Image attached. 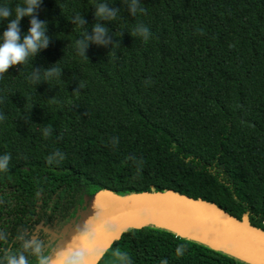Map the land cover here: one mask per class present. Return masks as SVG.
Listing matches in <instances>:
<instances>
[{
    "label": "trees",
    "instance_id": "obj_1",
    "mask_svg": "<svg viewBox=\"0 0 264 264\" xmlns=\"http://www.w3.org/2000/svg\"><path fill=\"white\" fill-rule=\"evenodd\" d=\"M22 3L0 0L11 18ZM98 3L120 9L102 22L117 43L89 44L85 58L74 44L91 33ZM140 3L131 16L125 0H42L48 48L0 75V156L11 155L0 171V264L19 250L36 264L21 248L32 238L53 259L107 192L186 196L264 233V0ZM77 14L86 26L70 22ZM138 24L147 43L132 36ZM54 64L60 78L30 81ZM57 150L65 159L49 164ZM173 231L128 228L97 264H120L117 250L133 264H250Z\"/></svg>",
    "mask_w": 264,
    "mask_h": 264
},
{
    "label": "water",
    "instance_id": "obj_2",
    "mask_svg": "<svg viewBox=\"0 0 264 264\" xmlns=\"http://www.w3.org/2000/svg\"><path fill=\"white\" fill-rule=\"evenodd\" d=\"M101 194L103 197L98 199V194L93 200L89 218L60 249H84L86 264H97L128 228H139L146 224L170 231H173L170 226L184 228L220 239L225 247L173 231L250 264H264V233L245 219L238 220L215 205L173 193L123 199L109 192Z\"/></svg>",
    "mask_w": 264,
    "mask_h": 264
},
{
    "label": "clouds",
    "instance_id": "obj_3",
    "mask_svg": "<svg viewBox=\"0 0 264 264\" xmlns=\"http://www.w3.org/2000/svg\"><path fill=\"white\" fill-rule=\"evenodd\" d=\"M125 2L129 15L131 16L145 11L140 6V0H125ZM41 4L42 0H23L22 4L16 5L14 18H11L13 16V10L10 7L0 6V21H8L6 30L0 35V41H2L0 42V75L7 73L10 68H14L17 65L21 66L26 64L30 59L34 60L41 51L48 48L51 38L46 34L48 30L47 21L40 20L37 15ZM94 8L95 12L93 15L96 23L92 25L91 33L89 34L86 29L83 37L76 40L74 44L78 54L85 58H87L86 50L89 44H95L98 47L105 48L110 46L112 50L117 43L110 34V29L102 22L110 23L114 21L120 9L106 3H98ZM24 17L30 18V26L28 32L22 35L20 22ZM70 22L80 27L86 26L85 18L79 14L75 15ZM150 35V29L143 24L136 25L132 30V36L141 37L145 43H147ZM62 72L63 70L55 66V64L46 69L33 68L29 79L33 84L39 85L40 83H47L53 78H60ZM4 119L5 117L0 115V120ZM51 132V127L46 126L43 128L45 137L49 136ZM53 157H58L57 163L65 159L64 154L57 150L48 158L49 164L53 162ZM10 160L11 155L9 153L0 156V171L6 172L8 170ZM21 248L31 251L36 264H86V252L82 248L62 249L55 260L47 255L44 242L38 238L25 241ZM182 251L183 246L178 249V252ZM116 256L120 264H133L127 252L117 250ZM7 261L8 264H30L28 257L20 250L15 253L9 252ZM161 264H167V261L163 260Z\"/></svg>",
    "mask_w": 264,
    "mask_h": 264
},
{
    "label": "bare ground",
    "instance_id": "obj_4",
    "mask_svg": "<svg viewBox=\"0 0 264 264\" xmlns=\"http://www.w3.org/2000/svg\"><path fill=\"white\" fill-rule=\"evenodd\" d=\"M101 197H103V195L99 196L98 199H100ZM169 228L178 232L179 234H185L187 236L195 237V238L201 239L203 241H206V243L208 242V243L213 244V245H219L221 247H225V245L223 244V242L220 239L204 236L202 234H199V233H196V232H193L191 230L184 229V228H178V227H173V226H170Z\"/></svg>",
    "mask_w": 264,
    "mask_h": 264
},
{
    "label": "rangeland",
    "instance_id": "obj_5",
    "mask_svg": "<svg viewBox=\"0 0 264 264\" xmlns=\"http://www.w3.org/2000/svg\"><path fill=\"white\" fill-rule=\"evenodd\" d=\"M100 196H102V195H100Z\"/></svg>",
    "mask_w": 264,
    "mask_h": 264
}]
</instances>
